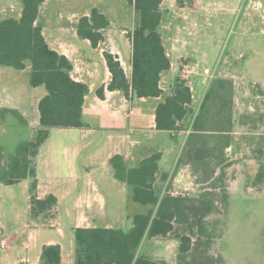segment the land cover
Listing matches in <instances>:
<instances>
[{"label": "trees", "instance_id": "1", "mask_svg": "<svg viewBox=\"0 0 264 264\" xmlns=\"http://www.w3.org/2000/svg\"><path fill=\"white\" fill-rule=\"evenodd\" d=\"M45 1L22 0L20 18L9 17L0 21V67L24 71L29 63L31 87H44L46 90L38 106L40 119L37 130H32L18 110L0 108V128H5V134H0V184L10 186L31 180V214L36 220L54 217L58 205V199L53 195L45 199L38 196L37 156L41 146L52 129L88 127L83 120V110L89 87L73 79L72 62L53 50L46 41L39 23L41 6ZM164 1L128 0L137 15V22L129 34L133 44L132 77H127L118 56L105 52L112 74L108 86L110 91H121L128 99L164 95L162 76L172 68V60L160 32L168 16ZM182 1L185 3L187 0H178L179 3ZM109 26V19L98 9H93L90 16L80 19L78 33L98 48L105 41L103 31ZM98 94L105 98L104 88ZM156 125L159 131L190 130L178 164L190 165L197 178L201 170L213 167L212 175L199 178L198 183L213 182L219 168L222 169L219 176L222 180L224 167H229L226 165L227 149L232 146L230 136L235 127L232 81L223 78L212 81L196 112L189 80L178 78L173 94L157 107ZM12 133L15 136L11 143L1 141V137ZM161 159L162 153L156 152L142 159L137 166L130 167L124 156L112 157L110 164L115 178L132 188L134 203L147 206L149 210L130 217L132 225L128 230L76 229V264H168L148 256L143 245L146 240L169 236H174L180 243L178 264H218L209 257L188 260L194 253L193 238L178 228L186 226L191 235L197 228L199 237L203 236L205 220L216 208L214 192H205L198 198L173 196L171 193L161 197L155 183L159 177L163 182L170 178L168 173L160 171ZM41 264H62L61 246L45 245Z\"/></svg>", "mask_w": 264, "mask_h": 264}, {"label": "crops", "instance_id": "2", "mask_svg": "<svg viewBox=\"0 0 264 264\" xmlns=\"http://www.w3.org/2000/svg\"><path fill=\"white\" fill-rule=\"evenodd\" d=\"M84 1L46 0L41 6L39 23L50 47L72 62L73 79L89 87L83 110V120L88 127L51 130L37 156V192L40 199L49 195L58 199L55 216L33 219L29 194L26 214L18 227L11 232L12 236L0 229V236H5L0 241L7 242L6 250L0 255V264H41L45 245H60L62 264H76V229H120L116 226L124 223V219L131 220L130 217L138 215L132 213L133 215L127 217L122 212L125 197L128 191L133 193V190H129L127 184L115 178L110 164L115 155L124 156L129 166L135 167L142 159L161 152L160 171L170 176L167 182L159 177L155 183L161 197L167 193L176 196V192L190 196L199 187L191 166L178 164L190 130L159 131L156 125L157 107L167 96L173 94L176 81L181 77L184 60L191 58L188 42L182 36L170 38L171 32L165 31L162 25L160 32L172 60L171 70L162 76L161 88L164 95L158 98L128 99L121 91L108 89L112 74L105 52L118 56L127 77H132L133 44L129 34L135 26L134 15L137 18L135 9L132 6L134 11L131 23L115 26L110 19V15H120L115 9L110 11L109 8L98 5L101 1L91 0V11H82L80 5ZM176 1L165 0L164 7L168 5L176 12ZM61 8L68 9L67 14H63ZM93 9L101 11L110 21V26L103 31L105 41L98 48H94L89 40L82 39L78 33L80 19L90 16ZM22 10L20 0H0V21L5 19L3 16L6 14L20 18ZM180 10L185 14L189 13L188 5ZM29 67L31 68L28 63L26 69ZM190 86L193 108L198 112L206 91L197 104L194 89L191 84ZM102 88L105 90L103 99L98 94ZM33 89L32 93L24 90L25 92H16L15 96L2 99L1 102L6 103H1L0 108L18 110L27 121L30 120V113L35 111V126H32L37 130L40 119L38 106L46 95V90L44 87ZM163 164L167 169H164ZM21 183H26L30 189L31 180ZM148 210L149 208L145 209L142 214ZM179 247V240L169 236L166 239L146 240L143 250L154 260H163L158 256L166 255L169 251L178 258Z\"/></svg>", "mask_w": 264, "mask_h": 264}, {"label": "rangeland", "instance_id": "3", "mask_svg": "<svg viewBox=\"0 0 264 264\" xmlns=\"http://www.w3.org/2000/svg\"><path fill=\"white\" fill-rule=\"evenodd\" d=\"M98 1H101L98 2L100 7L115 9L120 14L118 17L109 14L115 26L131 23L134 9L128 0ZM186 3L188 14L180 10L182 4L187 7ZM176 5V12L165 6L168 16L163 26L165 31L171 32L170 38L182 36L188 42L192 59L184 63L193 67L188 80L196 103L216 78L232 81L234 92L235 127L230 136L232 146L227 149L229 167H224L222 180L219 168L213 182L199 183L190 196L176 195L198 198L205 192H214L216 208L205 220L203 236L199 237L197 228L191 235L186 226L178 227L181 233L193 238L194 253L188 260L209 257L218 264H264V0H188L185 3L177 0ZM90 7L91 0L80 5L82 11H91ZM60 11L67 14L68 9ZM134 19L136 24L135 15ZM30 77V67L24 71L0 67V78H3L0 104L6 103L1 102L2 99L15 96L16 92L32 93ZM29 117L31 122L28 123L34 131L35 111ZM1 133L5 134V128H0ZM14 136V133L3 136L1 141L11 143ZM163 167L167 169L165 164ZM212 168L201 170L198 178L195 176L196 181L212 175ZM215 187L218 188L214 190ZM29 190L26 183L0 184V229L9 236L26 214ZM132 195V191H128L122 206L127 217L132 213L142 214L149 208L134 203ZM131 223L127 218L116 227L128 230ZM5 250L0 247V255ZM169 252L158 257L168 264L178 263L176 255Z\"/></svg>", "mask_w": 264, "mask_h": 264}, {"label": "built area", "instance_id": "4", "mask_svg": "<svg viewBox=\"0 0 264 264\" xmlns=\"http://www.w3.org/2000/svg\"><path fill=\"white\" fill-rule=\"evenodd\" d=\"M181 72H182L181 77L188 80L189 76L193 73V67L184 63L182 66ZM179 194H180L179 192H176L174 195H179ZM0 247L2 249H6L7 248V242L5 240H1L0 241Z\"/></svg>", "mask_w": 264, "mask_h": 264}]
</instances>
